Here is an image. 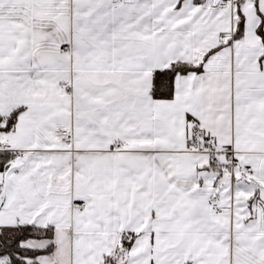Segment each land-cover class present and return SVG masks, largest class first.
Listing matches in <instances>:
<instances>
[{"label":"snow or ice","instance_id":"obj_1","mask_svg":"<svg viewBox=\"0 0 264 264\" xmlns=\"http://www.w3.org/2000/svg\"><path fill=\"white\" fill-rule=\"evenodd\" d=\"M0 264H264V0H0Z\"/></svg>","mask_w":264,"mask_h":264}]
</instances>
